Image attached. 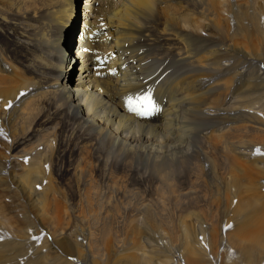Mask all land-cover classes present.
<instances>
[{
  "label": "bare ground",
  "instance_id": "bare-ground-1",
  "mask_svg": "<svg viewBox=\"0 0 264 264\" xmlns=\"http://www.w3.org/2000/svg\"><path fill=\"white\" fill-rule=\"evenodd\" d=\"M85 1L81 16L87 23L84 26L83 21L75 38L78 0H0V171H16L13 177L19 181L20 195L29 198L34 212L10 231L4 227L14 217L0 211V239L3 235L4 243L9 240L6 249L16 256L31 236L56 241L68 230V208L49 206L59 194L50 185L51 176L46 184L39 180L47 163L71 168L75 175L106 170L110 161L111 171L137 172L142 165L164 181L173 174H190L196 180L206 175L209 179L207 184L202 181L201 193L166 183L164 190L157 191L158 200L166 196L174 203L229 202L234 208L230 225L220 226L217 213L201 229L191 221L182 223L178 246L185 250V259L174 255V264H204L201 256L212 254L219 244L225 254L215 263L264 264V197L257 198L258 179L264 180V147L257 146L258 153L251 145L255 136L264 140V107L253 102L256 87L245 77L254 61L264 60V0H123L117 7L114 0ZM156 6L162 8L156 11ZM234 12L237 26L230 28L231 34L221 14L230 20ZM192 16L197 21H191ZM234 36L260 54L234 45ZM74 39L76 50L70 62ZM138 50L153 52L151 67L143 66ZM165 58L169 62L163 67ZM72 62L78 64L73 81ZM232 66L244 79L233 86L232 101L224 103V94L231 90L224 71ZM57 146L64 153L62 160ZM36 180L46 187L40 194L32 190ZM92 188L84 195L86 204L98 197ZM143 214L145 225L156 232L153 208ZM76 218L88 225L83 229L86 243L80 245L89 264L95 243L103 249L113 247L104 264L120 260L124 249L116 243L112 246L110 229L104 225L99 237L93 238L100 215ZM60 219L65 223L56 229L59 236L51 225L25 236L27 225L44 224V220L56 225ZM222 226H232L224 243L217 234ZM134 232L132 227L130 233ZM75 242L79 246L77 238ZM56 249L60 254L53 262L47 263L49 255H45L25 264H87L84 259L70 262L61 253L62 246ZM3 253L0 264H20ZM133 253L126 264H169L144 251Z\"/></svg>",
  "mask_w": 264,
  "mask_h": 264
},
{
  "label": "rangeland",
  "instance_id": "rangeland-1",
  "mask_svg": "<svg viewBox=\"0 0 264 264\" xmlns=\"http://www.w3.org/2000/svg\"><path fill=\"white\" fill-rule=\"evenodd\" d=\"M85 2H86L85 0H78L77 3V8H78L77 28L79 31L77 32L75 38L79 36V32L81 31V28L83 26V21L85 20L84 26L87 23V19L81 16V9L84 7ZM122 2L123 0H114L113 3L117 7L121 5ZM160 8L162 7L156 6L155 10L158 11ZM235 12L230 20H227L221 14V18L223 20L225 29L229 31L231 34H233L234 31L230 30V28H232L233 26H237L235 20ZM161 18L163 21V17ZM161 18L159 20H161ZM190 19L191 21H197L196 18L193 16ZM259 23H260V18H259ZM73 43H74L73 44L74 47L76 45L75 39ZM232 43H234V45L238 47H242L247 52L260 54L259 49H254L250 45L242 42V39L240 37L234 36L232 39ZM75 50L76 47L70 50L71 51L70 54L72 56L69 57L70 62L72 61V58L74 59L73 55L75 54L74 53ZM148 53L150 54L149 51L146 53H143L141 50L139 51V55L141 56L143 55L142 58L144 57L143 59L141 58L142 64L144 63L143 66L150 64L151 67L154 62L153 57L155 56L153 52H151L152 54L150 55ZM162 57L163 56H161V59L159 57V59L155 60V65H157L156 62L158 60H160V62L162 61L163 59ZM168 62H169L168 59L165 58L160 65L164 67ZM228 63L231 64L232 61L228 59ZM233 64H238V62H234ZM73 65L74 68L70 73L72 81L76 80L78 75L77 73L78 64L76 63L73 64L72 62V66ZM262 71H264V60L261 62L254 61L253 66H251L248 69V73L245 75V77L247 76V79L251 82V85L256 87V89L253 88L254 92L251 94V97L253 96L258 100L254 99L253 102L259 101L260 104L263 105L264 107V74H261ZM160 72L161 71H159L158 73ZM165 74L166 73H164V76ZM224 74H226L228 79H230L229 87H231L232 90L224 94V103H228L232 101L230 98L234 97L233 86L236 83L239 84L240 82H242L244 78H242L241 75H239V72L234 68V66L230 67L228 71H224ZM199 78L210 79V76L207 77L201 76ZM258 88H260V90H258ZM229 113H232V110H229ZM236 140L234 139V141ZM243 140L248 141L249 138L247 139L243 138ZM251 145L254 146L253 151L259 153V151L257 150V146H260V148L264 147V140H262L258 136H255L254 138H251ZM56 148L58 154L57 156H59L58 160L64 159L65 158L64 153L61 151L59 146H57ZM104 153L105 151L103 150L101 152V157L99 158L100 160L102 159V161L103 158H105ZM71 159H74V156H72ZM110 165H111L110 161H108L107 166ZM46 166L44 170V175L39 180L43 181L44 184H46V181H48L47 177L51 176L52 180L50 185L53 184L56 193L59 194L54 195L55 199L50 200L49 206L54 208V206L57 205L68 208V220H67L68 230L63 231V233L60 236L56 232V229H60L61 227L64 226L63 222L65 223V221H63V219H60L56 223V225L46 220H44V224L37 223L34 226L27 225L26 227H24L25 236H27V234L29 233H32L33 229H36L38 227H44L46 225H51L59 237L57 238L56 241L51 240L52 241L51 242V241L43 240L42 238L38 239L36 236H31L28 240V243L26 241L24 243V247L23 248L20 247L18 249L19 250L18 255L16 256H14L13 251L6 249L7 247L6 244L8 243L9 240L4 243L5 237L1 235L0 243L2 244H0V251H4L3 254L5 258H8L10 256L14 257L13 259L16 262H19L20 264L29 263L30 261L29 259H34L35 257L37 258L45 255H49L47 263L53 262L60 254V251H58L56 248L61 246L64 248V250L61 253L63 254L64 257L68 258L70 262H74L75 259L76 262L78 259L86 260L85 248L84 246L81 245L87 239L86 231H84L83 229L87 228L86 226L88 225L84 222L85 225L83 226L82 222L76 217H85L86 219H88L89 216H94V215L101 216V218L97 221V223L94 225V228L92 229V232L95 234L93 238L97 239L99 237L97 234L98 230L102 229V227L105 225L106 228L110 229V234L112 235L111 237L112 246L114 245V243H116L117 246H119L118 247L119 249H124L120 252V254H122L120 260L116 261L114 264H126V261L130 259L132 255H135L133 253L134 251L140 253L141 251L142 252L144 251L148 256H151L154 260L157 259L168 260L169 264H174L175 263V261L173 263L174 255L178 256L179 254L181 256L180 258L185 259L184 257L185 250L178 246V239L180 238L179 226L182 223L186 221H191L195 229L197 228L201 229L208 223V220L212 218L214 213H217V215L219 214V216L222 219L220 226L224 224L230 225L235 217V213L233 212L234 208L229 206V202L220 203L216 201H179L177 203H174L168 201L166 196L164 200H158L159 194L157 191L164 190L166 183H170L180 189L188 188L201 193L205 188L204 183L208 182L209 179L206 175L199 176V180H196V177L190 174L187 177L178 174H173V176H167V180L164 181L159 178L158 174H155L151 171H147L142 165H138L137 172L111 171L109 170V167L106 166L105 167L106 170L104 169L98 170L97 168H95L92 169V172H81V173L77 172L78 174L76 173L75 175H73V171L71 170V168L68 169L67 167H62L61 165L59 167L54 168L56 166L54 162L52 165L50 163H47ZM0 168H2V166ZM9 170L10 171H0V211L1 214L5 212L4 214L6 215L8 214V216L16 218V219L11 218L12 223L9 221L8 224H6L7 227H4L5 229L12 231L10 227H13L14 225L17 226V224L20 225L21 224L20 220H22L23 216L34 215V212L32 211L33 210L31 207L32 202H29V198L27 197L25 198L22 195H20V188L18 183L19 181H17L15 177H13L16 171H12V169ZM39 180H36L33 183L32 190L33 192L40 194L45 191L46 187L44 188L41 185L37 184ZM263 185H264V180L258 179L257 186L258 187L260 186L261 188L260 195L257 196L258 199L264 197V188H262ZM37 187L40 189H38ZM90 187H93L92 190L98 193V197L96 199H92L90 204H86V201L84 200V195L87 193ZM232 188L233 187L230 188V193ZM261 191H263V194ZM130 192L137 193L139 197L138 198L133 197ZM204 193L206 192L204 191ZM30 199H32V197ZM234 201L232 203L233 206L236 205ZM149 206H151V208H153V210L156 213V217L154 219L157 225L156 232L149 226H146L143 219L144 216L143 213L144 211H146V209ZM135 209H139V213H136ZM231 214L232 216H230ZM49 215H51V210L49 211ZM131 226L135 228L134 233H130L132 229ZM170 226H172L173 228L171 229ZM17 228H20V226H18ZM230 228H232V226H227V228L222 226V231L218 230L217 228V234L220 235V237H222L223 240V241L221 240L222 243L225 242L227 229ZM143 229L145 230L143 231ZM41 231L40 233L43 234L44 231L42 232ZM197 235L198 238L201 236L198 233ZM6 236L9 237L10 240H12V232L11 233L8 232ZM81 236L84 238V241H80V238L82 239ZM76 238L79 243V246L75 242ZM31 241H36L37 243ZM243 241L248 243V241L245 239ZM127 242L129 244H132L131 247L127 245ZM38 243L41 244L39 245ZM201 243L202 245H204L202 241ZM42 247H44L43 250L31 249V248L38 249ZM91 250H92L91 263L104 264L106 257L112 253L113 247H108L103 249L101 246H99L98 243H95ZM224 251L225 248L220 246V244L218 246L216 245L213 249L212 254L208 253L201 256L205 260L204 264H218L215 262L216 261L220 262V260L224 258V254H225ZM209 256H211L212 258H209ZM78 262L80 261L78 260ZM80 263L85 264L83 262ZM86 263L89 264L87 260Z\"/></svg>",
  "mask_w": 264,
  "mask_h": 264
}]
</instances>
